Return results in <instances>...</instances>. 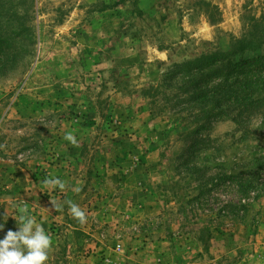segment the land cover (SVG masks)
Instances as JSON below:
<instances>
[{
	"label": "rangeland",
	"instance_id": "1",
	"mask_svg": "<svg viewBox=\"0 0 264 264\" xmlns=\"http://www.w3.org/2000/svg\"><path fill=\"white\" fill-rule=\"evenodd\" d=\"M7 6L28 31L0 71V238L24 205L47 264H264V104L189 101L178 67L264 29V0ZM53 175L63 192L43 188Z\"/></svg>",
	"mask_w": 264,
	"mask_h": 264
},
{
	"label": "trees",
	"instance_id": "2",
	"mask_svg": "<svg viewBox=\"0 0 264 264\" xmlns=\"http://www.w3.org/2000/svg\"><path fill=\"white\" fill-rule=\"evenodd\" d=\"M9 2L10 0H0V60L5 61L0 62V71L8 63L7 61L16 55V49L21 43L20 39L28 31L27 26L21 21L23 16L14 14L12 7L7 6ZM3 12L10 14H3ZM178 67L179 72L188 75L185 84L191 92L189 101H202L205 105L212 101L209 93L213 89L220 93V98L213 102L218 106L223 102L226 105L236 104L235 109L240 112L244 111L243 105L246 107H251L253 104L263 105L264 94L253 96V93L264 87L262 78V75L264 76V29L251 27L240 38H232L227 49L201 53L193 59L180 63ZM257 72L262 75H258L254 80L261 87L254 86L253 90L249 82L244 79L248 73ZM229 78L233 79L229 80ZM231 81L237 85L236 89L230 87ZM229 93L233 94V97L228 98Z\"/></svg>",
	"mask_w": 264,
	"mask_h": 264
},
{
	"label": "clouds",
	"instance_id": "3",
	"mask_svg": "<svg viewBox=\"0 0 264 264\" xmlns=\"http://www.w3.org/2000/svg\"><path fill=\"white\" fill-rule=\"evenodd\" d=\"M64 139L72 145L78 146L76 136L72 132H66ZM43 188L49 192L59 189L61 192L66 187V182L59 177L51 176L42 181ZM43 190V189H42ZM80 192L79 186L73 189ZM70 207L71 215L84 223L87 220L86 210L71 200L65 201ZM54 208L60 209L62 205L51 201ZM16 215L14 218L16 230L8 229L0 238V264H47L52 251V237L45 231L42 223H37L36 219L28 214V208L24 205L14 206ZM9 215L3 214L0 217V232L4 231Z\"/></svg>",
	"mask_w": 264,
	"mask_h": 264
}]
</instances>
